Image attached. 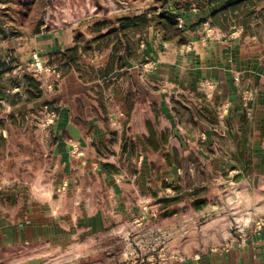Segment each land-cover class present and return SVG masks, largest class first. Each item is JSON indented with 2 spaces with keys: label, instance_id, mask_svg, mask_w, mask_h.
<instances>
[{
  "label": "crops",
  "instance_id": "1",
  "mask_svg": "<svg viewBox=\"0 0 264 264\" xmlns=\"http://www.w3.org/2000/svg\"><path fill=\"white\" fill-rule=\"evenodd\" d=\"M209 11L187 14L191 23L205 22ZM109 28L80 31L87 38L107 31L103 37L108 42L117 38L112 33L117 29ZM73 29L41 32L21 41L24 47H16V57L32 49L43 57L65 50L74 44ZM212 29L209 38L203 28L185 26L183 40L170 41L150 29L140 41L138 58L129 60L122 51L124 66L110 75L83 80L70 68L53 92L21 101L19 108L29 113L46 102L57 117L44 134L39 130L36 137L24 136L32 145L19 139L0 171V250L60 238L63 224L75 219L89 230L104 226L101 212L78 215L75 208L90 205L99 190L106 195L114 190L118 206L126 201L134 206L127 193L136 200L152 187V164L178 175L187 171L188 160H212L214 173L221 174L229 159V174L237 176L229 186L258 192L253 216L256 220L260 215L262 225L248 232L244 244L231 242L195 253L198 259L191 254L186 260L146 264H264V39ZM112 43L94 52L93 67L107 66ZM11 47L13 41L1 42L0 58ZM246 90L254 92L249 108L241 102ZM242 155L251 160L246 175L232 161ZM95 159L100 164L91 174Z\"/></svg>",
  "mask_w": 264,
  "mask_h": 264
},
{
  "label": "rangeland",
  "instance_id": "2",
  "mask_svg": "<svg viewBox=\"0 0 264 264\" xmlns=\"http://www.w3.org/2000/svg\"><path fill=\"white\" fill-rule=\"evenodd\" d=\"M189 2L192 9L184 11L188 22L184 26L203 28L204 33L206 28L216 27L211 25L209 17L203 23L202 19L190 22L187 12H198L195 0H167L165 4L163 0H0V30L9 36L8 39L0 40V43L13 41L14 46L7 48L1 57L6 65L0 71V171L6 167V159L9 160L8 157L15 152L19 139L24 138L25 144L32 145L24 136L30 134L36 137L39 130L40 134H44L54 122L49 118L51 111L55 109L46 102L30 113L19 108L22 100H30L24 92L26 87L23 74L38 78L40 85L49 79V73L39 75L35 72L34 54L40 55L48 66H56L60 78L69 70L62 61L48 63L47 58L35 49L18 59L16 47L23 46L19 42L41 32L70 27H74L73 35L80 28L84 31L107 27L117 29L118 18L135 15L144 17L145 22L133 28L131 43H135L138 38L143 41L150 29L164 41L175 38L183 40L184 29L165 39L158 16L166 8L171 9L175 4L184 5ZM261 2L264 5V0ZM261 4L256 6V10L263 6ZM217 5L219 4L215 6ZM252 7L253 2L250 1L244 6L246 14L241 9L234 10L224 21V31L219 30L225 33L240 31L242 34H253L264 39V12L255 14ZM178 17L180 16H177L176 22ZM244 22L246 31L243 29ZM112 33L117 37L115 40L105 41L103 36L107 34L106 31L88 45L98 47L100 51L112 42V46L117 47L119 34ZM93 55L90 51L81 54L78 62L81 72L88 77L96 74L90 73L88 69ZM60 78L55 81L53 90H41L42 94L53 92ZM15 83H19L21 87H15ZM28 120L34 126H28ZM3 136L11 138L9 144L6 142L7 137ZM33 145L35 146L34 142ZM76 149L78 152V148ZM7 153L9 156H6ZM138 160L141 161L142 158L139 157ZM174 161L181 165L182 160ZM232 161L241 164V174L246 175L250 171L251 160L246 156L242 155L239 160ZM211 162L213 161L208 163L207 160H188L187 171L181 170L178 175L166 174L164 168L152 164V187L139 193L136 200L132 193H127L134 206L131 201H126L125 206H118L114 201V190L107 195L99 190L90 205L75 208L78 215L101 212L104 226L89 230L75 219L63 224L66 228L60 238L46 243L1 249L0 264H146L195 253L203 254L214 248L225 247L231 242L244 244L248 232L262 225L261 216L256 220L253 216V203L260 198L258 192L236 191L229 186L231 179L235 180L237 177L229 174L228 167L232 164L229 159L221 174L214 173ZM92 163L90 173L95 174L100 163L96 159ZM189 167L192 168L191 171Z\"/></svg>",
  "mask_w": 264,
  "mask_h": 264
},
{
  "label": "trees",
  "instance_id": "3",
  "mask_svg": "<svg viewBox=\"0 0 264 264\" xmlns=\"http://www.w3.org/2000/svg\"><path fill=\"white\" fill-rule=\"evenodd\" d=\"M197 10L202 9H210L209 11V18L211 25L218 27L220 30L225 29L224 21H226L227 16L232 13L234 10L241 9L243 14H246L244 10V6L247 5L248 2H253L252 12L257 14L258 12H264V5L261 4V0H195ZM167 0H163V4H165ZM216 4H219L215 6ZM263 5L261 8L256 10L257 5ZM164 7V5H163ZM192 9L190 2L184 5L175 4V7L162 11L159 14V23L164 31V38L169 39L173 33H181L183 29H179L178 25L176 24L177 16L182 17L186 20V15L184 11ZM250 12V11H247ZM118 28L116 32L119 34V45L113 46L112 53L109 58V62L106 67L104 68H95L92 65H89L88 69L90 73H96L95 75H84L81 72V69L78 66L79 59L81 54H85L86 52L90 51L91 55L94 54L95 51L100 52V49L97 47H93L88 45V43H92L93 41L97 40L100 36L92 39L84 38L81 31L77 30L74 35V44L62 51H53L49 52L45 55L48 60V63H53L55 61H62L64 65H67V70L73 67L81 76L83 80H93L95 78H103L105 76L110 75L115 69H119L124 66V60L122 57V51L125 52V57L127 59L135 60L138 58V49L140 44V38L136 40L135 43H131V31L137 25L145 22V18L135 15V16H124L120 17L117 20ZM186 23V22H185ZM245 22L243 23V29L245 30L247 27H244ZM114 31V30H111ZM246 31V30H245ZM8 35H6L3 31L0 30V40L8 39ZM121 37V38H120ZM123 38V40H122ZM82 41H84L82 43ZM57 64V63H56ZM6 63L4 60L0 58V71ZM65 73V72H64ZM22 79L25 83V90L24 92L27 94L28 99H36L42 96V91L39 89L40 81L38 78L30 74H23ZM15 87H21L19 83H15Z\"/></svg>",
  "mask_w": 264,
  "mask_h": 264
},
{
  "label": "built area",
  "instance_id": "4",
  "mask_svg": "<svg viewBox=\"0 0 264 264\" xmlns=\"http://www.w3.org/2000/svg\"><path fill=\"white\" fill-rule=\"evenodd\" d=\"M177 22H178V24H177L178 27H180L182 29H185L184 25L186 23H185V20L182 17H178ZM213 33H214V31H213L212 28H206V31H205V36L206 37L211 38ZM34 59H35V62H34L35 68H34V70H35V72L37 74L43 75L45 73H49V79H47L41 85H39V89L45 90V91L53 90L54 85H55V81L60 78L59 69L56 66H48L45 63V60L43 58H41L40 55L38 56L37 54H34ZM206 84L209 87H211V84L209 82H207ZM253 94H254V92L250 91V90L243 91V93L241 95V102H242L243 106L249 108V102L253 99ZM50 115L51 116H50L49 120L51 122H53V120H54V118L56 117L57 114H56L55 111L52 110ZM72 151L73 152H77V149L75 148V145H73ZM193 258L194 259H198L199 258V254H194ZM179 259L180 260H186L187 256H183V257H181Z\"/></svg>",
  "mask_w": 264,
  "mask_h": 264
}]
</instances>
